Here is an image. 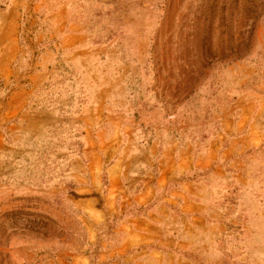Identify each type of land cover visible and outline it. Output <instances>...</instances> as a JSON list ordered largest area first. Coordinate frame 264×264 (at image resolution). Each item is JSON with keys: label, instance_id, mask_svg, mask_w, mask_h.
<instances>
[{"label": "rangeland", "instance_id": "rangeland-1", "mask_svg": "<svg viewBox=\"0 0 264 264\" xmlns=\"http://www.w3.org/2000/svg\"><path fill=\"white\" fill-rule=\"evenodd\" d=\"M0 264H264V0H0Z\"/></svg>", "mask_w": 264, "mask_h": 264}]
</instances>
